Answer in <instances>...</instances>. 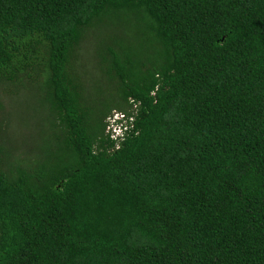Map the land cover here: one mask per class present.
I'll list each match as a JSON object with an SVG mask.
<instances>
[{"label": "trees", "instance_id": "trees-1", "mask_svg": "<svg viewBox=\"0 0 264 264\" xmlns=\"http://www.w3.org/2000/svg\"><path fill=\"white\" fill-rule=\"evenodd\" d=\"M23 81L46 135H0V264H264V0H0Z\"/></svg>", "mask_w": 264, "mask_h": 264}, {"label": "rangeland", "instance_id": "rangeland-1", "mask_svg": "<svg viewBox=\"0 0 264 264\" xmlns=\"http://www.w3.org/2000/svg\"><path fill=\"white\" fill-rule=\"evenodd\" d=\"M80 48L81 51L78 54L80 66L84 71L89 72L91 70L96 74V62L92 60V49L94 46L86 42ZM17 84L18 85H16V83H10V85L0 84V135L3 134L1 142L12 143L15 149L14 154L20 159H24L25 156L23 152L29 153V151L32 150L31 144L36 142V138L38 137L40 140L46 133L45 129H35L38 128V126L34 124L32 119L36 114V108L34 107L36 88L34 86H25V84L27 85L26 81H23V83L17 82ZM16 86H18L17 90L15 88ZM13 89L15 90L13 91ZM12 92L16 95L14 99L11 98L13 97ZM28 103L31 105L32 109L29 107ZM116 111L119 110H112L108 116L111 114L115 116ZM22 116H24V118H21ZM29 138L30 140H27Z\"/></svg>", "mask_w": 264, "mask_h": 264}, {"label": "clouds", "instance_id": "clouds-1", "mask_svg": "<svg viewBox=\"0 0 264 264\" xmlns=\"http://www.w3.org/2000/svg\"><path fill=\"white\" fill-rule=\"evenodd\" d=\"M111 114L108 119L109 123L106 126V134L113 140L121 139L124 136L125 130L128 128L129 123L132 121V116H125L120 113ZM121 115V116H119Z\"/></svg>", "mask_w": 264, "mask_h": 264}]
</instances>
